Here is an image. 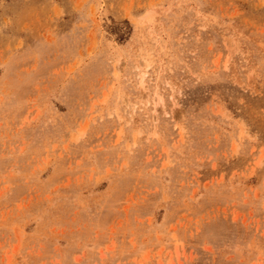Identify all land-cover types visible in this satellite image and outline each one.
I'll return each mask as SVG.
<instances>
[{
	"label": "rangeland",
	"instance_id": "obj_1",
	"mask_svg": "<svg viewBox=\"0 0 264 264\" xmlns=\"http://www.w3.org/2000/svg\"><path fill=\"white\" fill-rule=\"evenodd\" d=\"M0 264H264V0H0Z\"/></svg>",
	"mask_w": 264,
	"mask_h": 264
}]
</instances>
